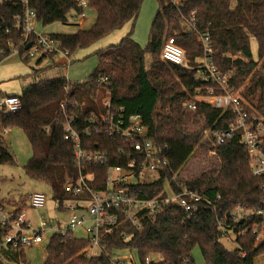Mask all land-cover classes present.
Returning a JSON list of instances; mask_svg holds the SVG:
<instances>
[{"label":"trees","instance_id":"16d2710c","mask_svg":"<svg viewBox=\"0 0 264 264\" xmlns=\"http://www.w3.org/2000/svg\"><path fill=\"white\" fill-rule=\"evenodd\" d=\"M143 0H88V7L96 12V20L87 30L73 33L50 34L60 42L69 57L78 49L86 48L102 37L121 29L128 22L132 27L117 44L95 52L97 65L87 78L72 82L66 77L40 80L23 89L19 99L21 109L6 114L0 109V165L13 164L14 155L6 146L1 130L20 128L26 136L32 154L24 166L34 180L52 187L53 198L64 197V187L77 176L73 164V144L64 138L66 121L75 128L84 126L89 117L102 110L100 99L109 97L112 104L122 106L127 114H140L153 144L162 150L173 170L183 168L189 157L200 158L215 149L214 163L198 174L180 176V185L193 189L212 201H201L198 210L187 214L177 206L166 207L159 213L145 214L140 231L123 239L115 234L108 242L109 249H129L142 263L151 255L157 256L150 264H194L191 251L199 247L205 264H254L264 255V239L256 242L250 232L236 236L237 245L227 247L217 229L216 218L233 210L238 204L264 208L261 177L252 175L249 155L236 134L219 146L205 140L203 129L213 124L220 110L208 104L188 109L184 102L192 92L193 73L161 59L167 37H174L190 59L202 54L196 34L184 31L181 24L195 11L197 29L208 31L212 40L213 58L222 70H232L231 85L255 108L264 114V0H158L149 37L145 46L131 38L134 23ZM36 20L47 25L66 22L71 10L79 11L77 0H28ZM23 14V7L13 1L0 0V59L16 52L26 62L31 60L22 43V29L15 25ZM34 35L29 37L33 41ZM257 43L253 57L251 40ZM146 55L149 57L147 61ZM43 55L36 60L40 63ZM64 63V62H63ZM60 64V63H59ZM107 77L108 84L98 81ZM6 95L0 93V96ZM17 95V94H16ZM99 98V103L96 101ZM227 121L220 119L218 125ZM89 149L115 154L124 144L119 138L93 135ZM99 141L94 146V141ZM105 179V168L93 167ZM150 183L137 184L142 197L162 191L164 177ZM21 209L18 207L15 212ZM244 222L235 231L244 228ZM6 228L0 227V264L24 261V248L4 244ZM87 238L63 239L53 235L47 246L44 264H84L78 252ZM90 264H109L105 256Z\"/></svg>","mask_w":264,"mask_h":264},{"label":"built area","instance_id":"2783aa9c","mask_svg":"<svg viewBox=\"0 0 264 264\" xmlns=\"http://www.w3.org/2000/svg\"><path fill=\"white\" fill-rule=\"evenodd\" d=\"M9 1L23 7V14L16 18L15 25L22 29V43L31 42L27 54L36 60L43 55L51 56L53 60L61 55L69 65L68 51L61 47L57 39L34 31L36 14L28 0ZM77 5L80 10H71L66 18L79 24L85 17L88 0H77ZM181 24L185 32L196 34L202 54L190 59L175 38L170 36L163 44L161 59L193 73L195 86L184 102L186 108L193 110L199 104H208L221 111L217 120L203 129L202 140L216 147L237 134L249 155L250 171L253 176L262 178L260 189L264 191V114L231 85L233 71L222 70L216 65L210 34L197 29L195 11ZM31 35H34L33 41L29 40ZM98 81L108 84L107 77H100ZM101 104L102 110L93 113L80 129L69 121L64 125V138L73 144V164L77 176L65 185L66 196L53 198V206L67 217L51 219L42 215L34 226L24 211H6L0 205V227L7 229L4 244L23 249L42 242L48 233L49 241L53 235L69 240L86 237L87 244L78 252L87 261L84 264H90L101 256H105L109 264H150L152 260L149 257L142 263L140 260L136 262L130 253L127 256L117 255L122 250L132 251L116 247L109 249L108 242L115 234L123 239L134 236L135 231L141 230L145 214L159 213L172 206L191 214L200 208L201 201L212 205L210 199L180 185V176L186 175L182 174V168L173 170L162 150L153 144L140 114H127L122 106L112 104L106 96L102 97ZM0 109L6 114L20 110L19 96H0ZM220 119L227 122L218 125ZM8 129L1 130V133ZM93 135L119 138L124 144L115 154L89 149L87 145L91 142L87 139ZM93 145L98 146L99 141H94ZM93 167L105 168L103 181ZM164 169L170 171L171 176L164 177L162 191L151 197H142L136 185L158 180ZM27 201L33 208H42L47 198L44 193L35 191L27 196ZM216 221L221 238L235 245L236 236L246 232H250L256 242L264 239V208L238 204L233 210L217 217ZM242 222L244 228L235 231L236 225ZM79 230L84 233L81 237L74 234Z\"/></svg>","mask_w":264,"mask_h":264},{"label":"rangeland","instance_id":"374dc122","mask_svg":"<svg viewBox=\"0 0 264 264\" xmlns=\"http://www.w3.org/2000/svg\"><path fill=\"white\" fill-rule=\"evenodd\" d=\"M177 1L175 0V2ZM234 3L235 0H232V4ZM157 7L158 0L142 1L131 34V38L141 46H145L148 41L150 25ZM84 12L85 17L79 24L72 23L67 18L66 22L56 21L47 25H43L42 22L35 20L33 29L35 32L43 34H62L73 33L77 30H87L94 24L96 12L89 7L85 8ZM131 27L132 23L128 22L121 29L102 37L89 47L76 50L69 58V65H67V62H65L66 59L61 55L57 56L54 60L44 58L40 63H37L35 58H31L29 62L24 61L16 51L8 54L6 57L0 59V93L21 95L23 89L28 85L40 80L57 77H66L72 82L84 80L97 65L95 52L111 44L119 43L128 34ZM256 49L257 43L252 39L251 50L254 58L256 57ZM146 59L147 61L149 60L147 55ZM96 101L99 103V98H96ZM9 129L7 130L8 132L6 131L3 134V140L14 155L15 162L13 164L0 165V205L6 211H11L15 207H19L26 213L28 219L34 226L39 223L42 215L51 219L67 217V214L59 213L55 210L53 206L52 187L48 183L34 180L26 174L24 166L29 160L32 150L23 131L15 126ZM204 141L201 138V142ZM214 150L206 151L200 158L193 155L189 157L181 170L182 174L188 176L189 174H198L201 171L208 170L210 168L208 162L214 163L213 157L216 155ZM35 191L42 192L46 195L47 201L42 208H33L27 201V196ZM74 234L77 237L84 235L80 230ZM49 237L50 234L48 233L42 242L25 247V260L18 261L15 264H44L47 257ZM222 241L229 248L235 247L233 242L226 239H222ZM129 253L138 262L134 251L128 252L122 250L117 255L127 256ZM191 256L194 264H205L199 247H195L191 251ZM149 258L153 260L158 257L151 255ZM254 264H264V255L256 257Z\"/></svg>","mask_w":264,"mask_h":264},{"label":"water","instance_id":"95a60500","mask_svg":"<svg viewBox=\"0 0 264 264\" xmlns=\"http://www.w3.org/2000/svg\"><path fill=\"white\" fill-rule=\"evenodd\" d=\"M31 45V42L27 43L26 46H25V49H28Z\"/></svg>","mask_w":264,"mask_h":264},{"label":"crops","instance_id":"0c3cea01","mask_svg":"<svg viewBox=\"0 0 264 264\" xmlns=\"http://www.w3.org/2000/svg\"><path fill=\"white\" fill-rule=\"evenodd\" d=\"M9 131H10V129H9ZM8 132V131H7ZM17 207H15L14 209H16ZM13 210V209H12Z\"/></svg>","mask_w":264,"mask_h":264}]
</instances>
